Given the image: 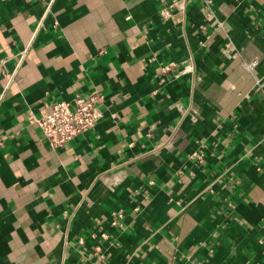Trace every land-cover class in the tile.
I'll use <instances>...</instances> for the list:
<instances>
[{
    "label": "crops",
    "instance_id": "crops-1",
    "mask_svg": "<svg viewBox=\"0 0 264 264\" xmlns=\"http://www.w3.org/2000/svg\"><path fill=\"white\" fill-rule=\"evenodd\" d=\"M173 1L0 0V264H264V0Z\"/></svg>",
    "mask_w": 264,
    "mask_h": 264
},
{
    "label": "built area",
    "instance_id": "built-area-1",
    "mask_svg": "<svg viewBox=\"0 0 264 264\" xmlns=\"http://www.w3.org/2000/svg\"><path fill=\"white\" fill-rule=\"evenodd\" d=\"M205 3L207 7L211 5L209 0H205ZM179 6L181 5L177 0L168 4L162 11L163 18H170L175 8ZM6 62L7 59L0 60V66L5 65ZM256 65L257 61H253L247 65V68L252 70ZM103 102L102 93L93 90L86 96L76 95L70 102L55 103L50 112L37 119L43 140L52 149L61 150L77 137L91 132L103 118Z\"/></svg>",
    "mask_w": 264,
    "mask_h": 264
}]
</instances>
